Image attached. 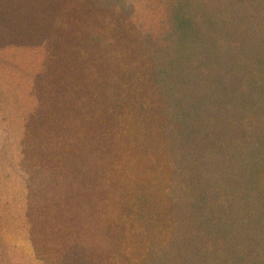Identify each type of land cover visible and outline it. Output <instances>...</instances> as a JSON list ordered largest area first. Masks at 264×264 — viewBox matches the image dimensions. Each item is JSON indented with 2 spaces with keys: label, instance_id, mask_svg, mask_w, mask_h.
<instances>
[{
  "label": "rangeland",
  "instance_id": "1",
  "mask_svg": "<svg viewBox=\"0 0 264 264\" xmlns=\"http://www.w3.org/2000/svg\"><path fill=\"white\" fill-rule=\"evenodd\" d=\"M4 115L0 264H264V0H0Z\"/></svg>",
  "mask_w": 264,
  "mask_h": 264
},
{
  "label": "crops",
  "instance_id": "2",
  "mask_svg": "<svg viewBox=\"0 0 264 264\" xmlns=\"http://www.w3.org/2000/svg\"><path fill=\"white\" fill-rule=\"evenodd\" d=\"M29 116V110L27 109L26 112H25V115H24V112L23 111H18L17 112V117L15 118V125L18 129V131L20 132V130L22 129V127L24 126V123H23V119L27 118ZM1 120H4V121H10L9 117L5 116L0 118ZM19 136H20V133H19ZM20 139H21V136L18 138V141L20 142Z\"/></svg>",
  "mask_w": 264,
  "mask_h": 264
}]
</instances>
